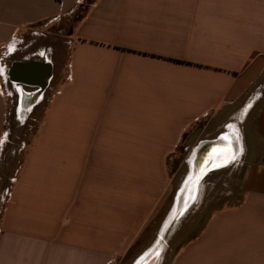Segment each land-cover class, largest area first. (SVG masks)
<instances>
[{
	"label": "crops",
	"instance_id": "0c3cea01",
	"mask_svg": "<svg viewBox=\"0 0 264 264\" xmlns=\"http://www.w3.org/2000/svg\"><path fill=\"white\" fill-rule=\"evenodd\" d=\"M80 9L55 73L44 28ZM31 60L44 89L8 75ZM12 118L0 264H135L166 229L160 264H264V0H0V147ZM210 144L234 159L177 203Z\"/></svg>",
	"mask_w": 264,
	"mask_h": 264
},
{
	"label": "rangeland",
	"instance_id": "374dc122",
	"mask_svg": "<svg viewBox=\"0 0 264 264\" xmlns=\"http://www.w3.org/2000/svg\"><path fill=\"white\" fill-rule=\"evenodd\" d=\"M79 12H82V9H80L78 12H76L75 14L69 17L67 16L62 17L61 19H59V21H56L54 24H50L46 28H44L45 29L44 33H46L47 41L49 42L51 49H52L49 52H51L50 57H52V60L54 62V72L55 73L65 68L64 67L66 63L65 60L68 56L69 50H68L67 45L63 44L62 40H64V36L70 30V28L72 27L76 19L80 16ZM26 39H27L26 40L27 42L31 41L32 36H27ZM54 83L55 82H52V84ZM30 126L28 125L19 126L18 124L14 123L13 118L10 119V122H8L6 125V128H8V136H9L8 139L9 140L4 141L0 147V220H1V217L4 211V207L6 204L10 186L12 185V182L16 175V170L20 166L23 160V157H24L25 148H26L24 145L25 143H28L27 142L28 140L26 139L23 140V135L25 132L30 133L34 129L33 126L31 127ZM198 126L195 125L194 127H198ZM184 159L185 157L183 155V152L182 153L177 152L175 157L168 158V171L170 175L172 174L171 171L175 167L178 168L180 164H182V169L184 170V163H183ZM183 176H184V172H181L180 170L177 171L176 176L172 179V183H175L176 185H178L181 179L183 178ZM188 177L186 178L185 182L183 183V186L178 192L177 201L178 200L179 201L177 203H180V199L178 196L182 188L184 189L185 185L188 183L187 181ZM221 177H222L221 179H223V176ZM191 183L192 182L188 183L190 185L184 189L185 192L186 190H189L192 187ZM188 196L190 197L191 195H185L184 200L187 199ZM163 228H165V226ZM168 240H169V231H167L166 229L165 231H163L161 240L159 242V245H161L162 247L158 246L157 248H154L155 251L159 250L160 252L158 257L156 258L157 261L155 264H160L162 259L163 261L166 260L168 250H169V248H166V246L168 245Z\"/></svg>",
	"mask_w": 264,
	"mask_h": 264
},
{
	"label": "bare ground",
	"instance_id": "6f19581e",
	"mask_svg": "<svg viewBox=\"0 0 264 264\" xmlns=\"http://www.w3.org/2000/svg\"><path fill=\"white\" fill-rule=\"evenodd\" d=\"M209 148V153H206V155L208 154L209 156L204 157L205 161L202 164L201 167H194V171L192 168V173L189 175L188 177V183L192 182L191 184L193 186H195V190H194V194H193V198L198 190L199 187V182L201 180V178L204 176V174L207 171L216 169L218 167V165H223L225 163L231 162L234 159L235 156V152L233 153V149L232 147L225 145V146H218L216 144H210L208 146ZM194 163V162H193ZM195 166V165H194ZM221 168V167H219ZM186 184V187L189 186L190 184ZM197 189V190H196ZM183 190V192L181 191L180 193V202L182 201V199L185 198V195H191L190 193H192V187L189 190H186V192ZM184 193V194H183ZM192 198V199H193ZM160 254L159 250L155 251L154 249L148 251L146 254H144L142 256V258L139 260H137V262L135 264H155L156 263V258L158 257V255ZM152 255V256H151Z\"/></svg>",
	"mask_w": 264,
	"mask_h": 264
},
{
	"label": "water",
	"instance_id": "95a60500",
	"mask_svg": "<svg viewBox=\"0 0 264 264\" xmlns=\"http://www.w3.org/2000/svg\"><path fill=\"white\" fill-rule=\"evenodd\" d=\"M51 70L52 67L50 63H41L31 60L28 62H15L8 75L11 80L13 79L15 81H20L21 83L35 85L40 87V89H44L51 77Z\"/></svg>",
	"mask_w": 264,
	"mask_h": 264
},
{
	"label": "flooded vegetation",
	"instance_id": "af4514ba",
	"mask_svg": "<svg viewBox=\"0 0 264 264\" xmlns=\"http://www.w3.org/2000/svg\"><path fill=\"white\" fill-rule=\"evenodd\" d=\"M205 149H206V148H205ZM201 152H202V151H201ZM200 154H202V153H200ZM195 163H196L197 166H199V163H200V162L198 161V163H197V162H195Z\"/></svg>",
	"mask_w": 264,
	"mask_h": 264
}]
</instances>
